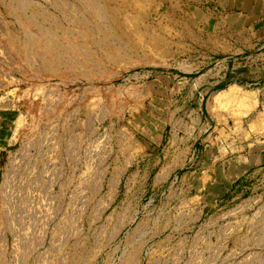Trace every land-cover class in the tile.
<instances>
[{
    "label": "rangeland",
    "instance_id": "obj_1",
    "mask_svg": "<svg viewBox=\"0 0 264 264\" xmlns=\"http://www.w3.org/2000/svg\"><path fill=\"white\" fill-rule=\"evenodd\" d=\"M229 1L0 0V264H264V197L205 213L140 156L264 140V11Z\"/></svg>",
    "mask_w": 264,
    "mask_h": 264
},
{
    "label": "crops",
    "instance_id": "obj_2",
    "mask_svg": "<svg viewBox=\"0 0 264 264\" xmlns=\"http://www.w3.org/2000/svg\"><path fill=\"white\" fill-rule=\"evenodd\" d=\"M248 2L249 4L244 7H249V10L257 5L259 11H264V0H248ZM243 3H245L244 0H230L228 5L233 8L238 5L239 7L243 6ZM213 120L206 122L209 139L207 141L213 140L211 143L203 144L201 136L198 138L196 136V139L185 136L180 140L182 146H179L177 150H170L160 148V143L162 144L163 140L158 141V139L151 138L149 141H145L146 147H149L148 151L140 152V156L148 162L147 165L161 163L159 172L171 173L176 170L183 172L184 183H187L185 181L187 176L191 177L192 183L187 186L195 192L194 198L199 201L200 208L205 213L210 211L213 204L233 205L241 200L249 205L255 197H264L263 141L247 144V149L243 150L244 154L240 158L242 168L237 169L233 167V157L231 160H221L223 156L224 158L228 156L225 155L228 151L227 141L231 139L233 132L224 122L220 125L219 122ZM219 134L220 136H218ZM253 137H255V133L250 131L245 140L253 139ZM192 140L193 142H191ZM155 143L159 145L157 150ZM185 146L187 149L183 148ZM133 148L135 149V147ZM135 153L137 155V152ZM191 156L192 159L189 160Z\"/></svg>",
    "mask_w": 264,
    "mask_h": 264
},
{
    "label": "built area",
    "instance_id": "obj_3",
    "mask_svg": "<svg viewBox=\"0 0 264 264\" xmlns=\"http://www.w3.org/2000/svg\"><path fill=\"white\" fill-rule=\"evenodd\" d=\"M263 144H264V140H263ZM257 199H260V198H257ZM255 200V199H254Z\"/></svg>",
    "mask_w": 264,
    "mask_h": 264
},
{
    "label": "bare ground",
    "instance_id": "obj_4",
    "mask_svg": "<svg viewBox=\"0 0 264 264\" xmlns=\"http://www.w3.org/2000/svg\"><path fill=\"white\" fill-rule=\"evenodd\" d=\"M219 95H222V93H220Z\"/></svg>",
    "mask_w": 264,
    "mask_h": 264
}]
</instances>
